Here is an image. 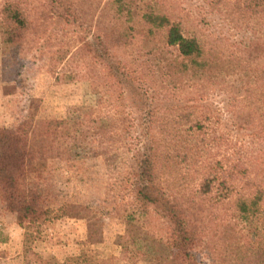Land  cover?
Listing matches in <instances>:
<instances>
[{
    "label": "trees",
    "instance_id": "trees-1",
    "mask_svg": "<svg viewBox=\"0 0 264 264\" xmlns=\"http://www.w3.org/2000/svg\"><path fill=\"white\" fill-rule=\"evenodd\" d=\"M204 3L201 10L218 12L232 30L248 32L249 39L236 47L241 57L223 55L216 44L226 39L216 36L211 41L205 34L202 26L212 20L202 15L192 19L183 9L164 0H105L98 22L101 36L81 49H88L102 62L105 85L110 83L115 88L116 101L122 107L118 115H133L140 110L134 120L146 124L139 134L142 145L134 147L128 163L123 188L131 199L120 218L133 245L145 235L139 223L154 216L165 225L164 246L179 253L181 264H264V0ZM30 25L27 12L15 0H5L0 10L3 46L17 49ZM134 33L143 35L155 52L176 49V57L168 61L164 57L167 68L162 75L163 81L174 87L214 82L224 89L233 79L237 85L225 89L236 92L230 97L233 115L238 130H245L249 140L237 142L236 131L205 127L202 113L192 120V129L154 130L160 117L154 111L140 109L136 100L150 104L155 101L145 95L136 71L122 66L117 52L132 44ZM179 116L183 119L191 115ZM107 122L106 118L95 121L93 128L96 123L98 127L93 131L76 119L34 122L32 116H25L15 127H0V201L16 215L20 226L39 223L48 214L41 192L32 181L44 161L66 162L87 135L93 140L102 137L99 130ZM221 146L228 153L222 160L213 161L210 152ZM179 158L191 168L195 189L190 192H171L159 178L163 162L172 164ZM244 177L252 178L247 188L233 183ZM146 248L142 255L153 258L157 248ZM85 257H71L61 264Z\"/></svg>",
    "mask_w": 264,
    "mask_h": 264
},
{
    "label": "rangeland",
    "instance_id": "rangeland-1",
    "mask_svg": "<svg viewBox=\"0 0 264 264\" xmlns=\"http://www.w3.org/2000/svg\"><path fill=\"white\" fill-rule=\"evenodd\" d=\"M15 1L27 12L31 25L15 50L3 46L0 40V127H15L25 116H32L34 122L76 119L93 131L98 127L96 123L93 128L95 121L106 118L108 122L99 130L102 137L93 140L87 135L66 162L47 159L34 175L32 181L48 212L43 221L20 226L16 215L0 201V264H61L80 255L85 259L71 264H181L179 253L163 244L165 225L161 220L153 216L139 223L145 235L133 245L120 218L131 199L123 190L127 166L134 147L142 145L139 134L146 124L134 120L140 110L133 115H118L122 107L116 101L115 88L110 83L105 85L102 62L88 49H81L101 36L98 22L105 0ZM164 1L183 9L192 19L202 15L212 20L202 26L205 34L211 41L216 36L226 39L216 44L223 55L240 56L236 47L249 39L247 31L232 30L222 14L201 10L204 0ZM4 2L0 0V10ZM142 36L134 33L132 44L117 52L122 66L136 71L145 95L155 101L136 100L140 109H149L160 117L154 130L192 129V120L202 113L205 127L236 131L237 142L249 140L245 130H238L233 115L230 97L236 92L225 89L237 85L233 79L224 89L214 82L174 87L163 81L162 75L167 68L164 57L167 61L176 57V49L155 52ZM181 113L191 116L180 119ZM227 153L221 146L210 152V158L219 161ZM172 162H161L159 178L164 187L174 193L194 190L188 163L180 158ZM233 183L247 188L252 178H236ZM146 245L157 248L151 259L142 255Z\"/></svg>",
    "mask_w": 264,
    "mask_h": 264
}]
</instances>
